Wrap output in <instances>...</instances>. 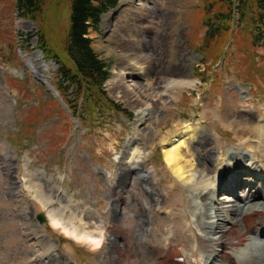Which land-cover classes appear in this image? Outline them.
<instances>
[{
	"label": "rangeland",
	"instance_id": "obj_1",
	"mask_svg": "<svg viewBox=\"0 0 264 264\" xmlns=\"http://www.w3.org/2000/svg\"><path fill=\"white\" fill-rule=\"evenodd\" d=\"M125 1L119 0L100 17L97 31H89L91 47L109 76L102 85L104 94L93 92L100 100L83 103L82 91L67 82L63 84L67 88L61 87L58 73L61 65L71 68L62 52L71 0H42L41 21L20 15L16 0H0V147L5 148L0 150V264H39L31 252V230L46 249L43 253L48 243L56 245L51 250L58 264H154L141 244L143 238L169 250L171 263L184 264L172 256L189 251L190 245L180 242L183 228L178 222L173 226L166 213L181 204L171 188L172 174L163 161L161 146L155 143L160 137L179 133L184 124L196 125L206 135V139L202 135L205 147L187 142L182 151L188 152L186 157L194 165L200 166L202 160L210 168L212 158L208 157V163L203 155L211 152L226 159L232 152L245 150L243 140L255 138L251 129L264 115V35L262 41L254 40L249 7L243 17L235 12L237 1L235 11L228 14L227 7L214 0H152L138 16L123 5ZM208 24L217 30L216 37L209 36ZM138 27L152 46L142 52L153 53L155 68L171 61L179 67L178 75L170 74L173 78L196 81L168 109L152 114L156 124L144 137L141 130L135 135L139 143H145L138 171L153 176L154 198L144 195L145 189H151L142 188L135 176L127 179L129 165L123 160L139 106L127 100L120 86L114 89L108 83L113 67L120 64L118 56L129 48L128 36L136 35ZM40 33L47 52L40 47ZM143 43L140 37L139 44ZM159 70L151 73L152 84L168 72ZM143 83L142 90H148L147 82ZM116 92L122 97L116 98ZM114 105L125 112H118ZM258 149L250 157L264 161V148ZM245 176L237 178L238 182L246 181ZM118 178L127 179L124 186L115 184ZM24 179L45 184L53 194L60 190L78 204V211L81 207L93 211L92 218L100 222L107 239L100 249L75 243L46 220L39 223L37 216L42 212L28 192L20 198L12 195L24 190ZM232 196L221 191L216 198L222 203L225 198L236 200ZM253 221L247 229L256 226ZM120 238L128 246L116 259L109 248ZM119 244L115 249L119 250Z\"/></svg>",
	"mask_w": 264,
	"mask_h": 264
},
{
	"label": "bare ground",
	"instance_id": "obj_2",
	"mask_svg": "<svg viewBox=\"0 0 264 264\" xmlns=\"http://www.w3.org/2000/svg\"><path fill=\"white\" fill-rule=\"evenodd\" d=\"M151 1L128 0L123 5H127L133 15L140 16L143 6L148 5ZM128 37L129 48L118 56L120 66L113 67L108 83L114 89L120 86L125 91L127 100H132L139 106V109L134 112L136 119L133 135L127 139L123 150L125 157L123 160H126L129 165L127 176L124 175L127 179L135 176L142 188L149 187L151 189V192H147L145 189L144 195L148 194L154 198L152 192H155L156 189L152 186L153 176L138 171L140 160L144 155L142 148L145 147V143H139L135 135L140 130L141 136L150 131L151 126L156 124V119L152 117V114L155 111L168 109L184 90L194 88L196 81L180 77L173 78L171 75L176 73L178 75L179 67L173 65L171 61L162 68L161 64L155 68L156 64L154 63L156 62H154L153 53L150 50L146 53L142 52L143 49H152V46L146 41L140 27H138L136 35L130 33ZM140 37L144 38L143 45L139 44ZM99 47H103V44L100 43ZM158 69L160 72H168L159 78L158 85L152 84L153 81L149 77ZM164 75H168V77L164 78ZM143 82H147L148 90H142ZM115 97L121 98L122 96L116 92ZM184 125L181 128L183 130H180L179 133L160 137L155 143L161 146L163 161L172 174L171 188L178 194V201L181 204L179 209L166 212L167 217L173 226L175 222H178L177 225L179 224L183 228V230L181 229L183 237L180 242L190 245L189 251L184 250L179 255L172 257L182 258L184 264H264V161L260 159L253 161L250 157L255 155L259 147L264 148V115L251 129L255 138L242 141L245 147L243 152H232L226 159L214 157L211 152L208 155H203L208 163L211 161L208 157L212 158L210 168L202 160L199 161L200 166L194 165L193 161L188 160V156L186 157L188 152L182 151L183 147L186 148L185 143L187 145V142L195 143L203 148L205 146H203L202 135L206 139V135L196 125ZM0 150L3 152L5 148L0 147ZM4 159L8 160L7 156ZM198 167L202 171H196ZM7 169H10L9 166ZM246 174V181L238 182L237 178ZM127 179L118 178L115 184L122 187ZM25 180L28 181L25 182ZM22 186H24V190L14 191L15 193L11 194L20 198L24 191H27L28 198L34 201L42 212L44 220L48 221L54 230H58L65 237L86 248L100 249V243L106 238L100 222L92 218L93 211L86 207H81L82 210L78 211V204L67 198L65 193L56 190L53 194L43 183L24 179ZM221 191L228 192L236 200L225 198L222 203H219V199L216 197ZM61 195L64 199L61 198ZM188 203L191 206H188ZM115 210L117 211L116 207L113 211ZM66 212L68 214H65ZM250 220H254L256 226L251 230L248 227V230L247 224ZM258 228L259 230L256 232ZM32 231L28 237H31V252L34 258L39 261V264H44L46 259L47 263L45 264H58L59 260L51 250L56 245L48 243L49 245L45 247L47 252L43 253L42 250L46 249L40 247L41 241ZM230 240V244L225 242ZM141 241L142 246L147 248L145 249L146 255L153 260L154 264H173L170 261L169 250L153 245L152 241H148V239L143 238ZM119 243L113 244L109 248L112 257L115 254L116 259L119 258V251L123 252V249L128 246L122 238ZM117 244L120 245L119 250L115 249Z\"/></svg>",
	"mask_w": 264,
	"mask_h": 264
},
{
	"label": "trees",
	"instance_id": "obj_3",
	"mask_svg": "<svg viewBox=\"0 0 264 264\" xmlns=\"http://www.w3.org/2000/svg\"><path fill=\"white\" fill-rule=\"evenodd\" d=\"M42 0H16L15 8L20 13L30 19L41 21ZM119 0H71V10L69 15V28L67 32L63 53L68 59L71 68L59 66L61 87L65 82L82 91L83 103L100 100V96L95 98L93 92L104 94L102 85L108 78L109 73L106 65L101 62L95 55L88 34L91 28L97 31L100 17L109 9L114 8ZM227 7L228 14L235 10L234 4L237 1L236 12L246 17V8L249 7L251 13V33L255 41H262L264 35V0H214ZM211 31V32H210ZM210 37H216L217 30H213V25L208 24ZM40 40V41H39ZM39 44L42 50L47 52V44L44 34L40 33ZM223 42V40L219 39ZM49 51V50H48ZM57 58V57H55ZM58 63V62H57ZM66 87L67 86H63ZM64 89V88H62ZM108 101V100H107ZM106 101V102H107ZM98 103V102H97ZM107 103L112 102L108 101ZM115 109L123 113L125 110L114 105ZM96 113V107H92ZM131 117V115H128Z\"/></svg>",
	"mask_w": 264,
	"mask_h": 264
},
{
	"label": "water",
	"instance_id": "obj_4",
	"mask_svg": "<svg viewBox=\"0 0 264 264\" xmlns=\"http://www.w3.org/2000/svg\"><path fill=\"white\" fill-rule=\"evenodd\" d=\"M37 220H38L39 223H43L44 218H43L42 214H39V215L37 216Z\"/></svg>",
	"mask_w": 264,
	"mask_h": 264
}]
</instances>
